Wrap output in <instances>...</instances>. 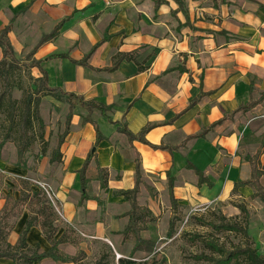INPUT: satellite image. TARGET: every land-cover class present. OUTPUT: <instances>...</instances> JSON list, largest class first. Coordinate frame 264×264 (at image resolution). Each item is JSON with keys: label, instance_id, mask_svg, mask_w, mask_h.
I'll use <instances>...</instances> for the list:
<instances>
[{"label": "crops", "instance_id": "1", "mask_svg": "<svg viewBox=\"0 0 264 264\" xmlns=\"http://www.w3.org/2000/svg\"><path fill=\"white\" fill-rule=\"evenodd\" d=\"M57 24L58 33L40 42ZM5 25L15 56L32 52L47 71L49 85L111 105L107 113L112 122L96 109L91 112L100 139L93 123L82 121L81 113L87 111H78L60 146L57 162L75 169L79 204H101L89 193L93 178L86 189L89 198L81 199L80 170L89 153L88 172L93 162L110 176L120 173V179L107 178L105 189L94 179L99 189L111 188L123 200L119 191L135 186L138 166V193L142 188L148 194L161 191L170 202L172 179L175 198L206 203L224 182L221 151L235 150L239 119L246 114L264 117V98L239 109L264 93V0H0V29ZM126 52L131 55L125 57ZM122 125L137 136L146 128L143 137L149 144L131 140L118 129ZM196 170L210 185L198 182ZM157 172L160 189H153L145 178ZM236 172L231 166L227 187L239 182ZM7 194L12 195H3L0 212ZM129 210L130 203L123 215ZM27 218L11 230L10 244L17 243ZM56 228L53 237L58 239L66 231ZM66 236L71 242L60 244L59 251L74 256L66 250L76 241ZM26 241L42 251L50 248L39 225L29 229ZM0 264L14 262L0 258ZM33 264L72 263L45 259Z\"/></svg>", "mask_w": 264, "mask_h": 264}, {"label": "rangeland", "instance_id": "2", "mask_svg": "<svg viewBox=\"0 0 264 264\" xmlns=\"http://www.w3.org/2000/svg\"><path fill=\"white\" fill-rule=\"evenodd\" d=\"M2 57L0 48V59ZM16 57L21 65L12 77L11 94L13 98L19 99L25 90H30L34 77L39 75L40 71L37 66L28 65L31 58H36L34 55L28 57L27 53H24L16 54ZM2 88L3 84L0 82V91ZM257 96L258 92L252 94V97ZM67 105L66 102L57 100L51 95L42 96L39 110L44 122L43 139L36 138L25 152L24 168L16 166L17 142L4 143L0 149V203L5 193H11L15 198L19 197V188L26 183L30 184L32 190L42 189L47 198L44 203L47 202L54 211L56 217L54 224L59 230H65L76 241L73 248H67L66 251L74 254L82 252V259L74 264H95L100 259V264H117L120 257L133 259L137 263L144 261L148 264H203L194 256L202 253L211 254L205 247V238H212L227 248L244 243L240 233L216 229L214 225H218L221 221L237 222L245 226L257 253L264 255V202L251 197L253 192L251 186L233 189V185L229 187L225 185L231 166L237 171L235 178L237 181L249 178V167L245 159L254 155L261 143L264 144V117H260L261 114H246L239 119L235 150L231 153L221 151L223 155L221 176L224 182H221L216 195L206 203L193 202L189 198L178 199L179 203L175 210L177 219L174 222L172 236L168 235L169 223L173 215L170 202L161 191L148 194L146 189H141L136 202L142 207L151 209L152 217L146 223L145 229L139 232L141 248L135 250L134 236L130 234L124 238L121 235V230L124 229L128 219L123 213L129 209V203L115 196L111 188L108 192L98 188V182L94 179L96 175L94 163L90 162L89 166V176L93 178L89 193L101 200L100 205L95 201L79 204V189L75 181H72L75 169L65 168L63 161L50 162L58 137L65 126ZM78 111L86 110L75 106L73 113ZM83 114L81 113V117ZM79 116L80 114L76 113V117ZM6 123L4 113L0 112V141ZM34 131L35 135H38L40 129L35 126ZM105 131L110 132L111 129L105 126ZM261 163L263 174L260 182L264 186L263 154ZM106 170L108 180L121 178L118 171L112 172L110 176L109 170L107 168ZM69 171L70 177L66 180L64 175ZM185 172L187 176L196 178L193 172L188 170ZM18 176L25 182L15 180ZM150 176L151 179L145 178L146 181L153 189L159 188L160 172ZM152 180L154 183H151ZM39 205L34 203L22 205L8 216L7 242L13 227L22 223L27 217L35 215ZM239 206H243L245 210L241 211Z\"/></svg>", "mask_w": 264, "mask_h": 264}, {"label": "trees", "instance_id": "3", "mask_svg": "<svg viewBox=\"0 0 264 264\" xmlns=\"http://www.w3.org/2000/svg\"><path fill=\"white\" fill-rule=\"evenodd\" d=\"M9 25H5L0 29V48L3 57L0 59V82L3 84V88L0 91V112H3L7 120L2 139L0 141V149L7 141L17 142V165L25 167L24 154L29 150L32 143L36 138L43 139L44 122L40 115L39 104L42 96L51 95L57 100L66 102L68 104V110L65 114V126L60 133L57 145L52 152L50 161H58L61 157L60 146L64 141L65 136L69 131L70 120L73 115V109L75 106L84 108L87 113L82 116V121H90L93 123L96 130V139H100L101 132L98 128L97 122L92 118L91 112L96 109L106 116L111 122V118L107 111L111 105L98 101L96 99H85L82 95L72 91L63 90L60 86H51L48 84L47 71L40 65V60L37 58H31L29 66H37L40 74L34 77L30 90L24 91L21 98L16 99L12 97V77L15 72L20 68V60L15 56L12 45L7 36ZM59 24L55 26L52 32L45 34L40 39V42L44 41L48 37L55 36L58 33ZM32 52L28 53L30 57ZM125 57L131 55V53H124ZM252 90V80H251ZM264 98V93L257 98H251L245 104H241L239 109H248L257 102H260ZM37 126L40 129L38 135H35L34 127ZM118 129L126 133V135L132 140L138 138L144 143H148L143 135L146 128H143L139 135H134L125 125L118 126ZM149 144V143H148ZM152 147L156 145L150 144ZM262 155V144L255 151L254 155L246 157V160L251 166V176L249 179L239 181L234 184L233 189L251 186L253 192L251 197L258 198L264 202V186L260 182V177L263 174V165L260 157ZM92 154L89 153L84 166L80 170V182L82 187L81 199L89 198L86 189L88 182L91 180L88 172V160ZM197 171V170H196ZM198 173V182H207L206 177L201 172ZM95 178L99 180L100 187L105 189L107 187V171L100 167L95 168ZM22 182H25L21 180ZM139 172L138 166L136 168V184L130 190L119 191L125 200L130 203V210L126 213L128 216V222L124 227L121 235L126 238L130 234L135 238L134 249H140V236L139 232L145 229L146 223L151 220L152 213L148 208L142 207L136 202V195L138 193ZM20 195L18 198H14L12 195H5V203L0 212V258H10L14 264H33L34 262H40L45 259H51L58 263H77L82 259V252L76 253L74 256H68L59 251L58 246L65 242H71L67 240L66 233H63L58 239L53 236L57 230L54 221L56 219L54 211L49 207V204L45 202L47 198L44 196L42 189L38 191L32 190L30 184L26 183L19 189ZM168 191L170 196L171 209L173 215L169 223L168 235L172 236L174 222L177 219L175 210L178 206L179 200L173 195V183L172 179L169 180ZM42 192V193H40ZM38 195L41 197L39 198ZM43 198V199H41ZM40 204L37 208L35 215L29 216L25 222L24 228L19 236L17 243L11 245L6 241L8 235L7 221L8 216L20 209L22 205ZM48 204V205H47ZM241 211H244L243 206L238 207ZM39 225L43 231L44 237L50 242V248L47 251L40 250L38 245L31 247L26 241V235L29 229ZM216 229L227 230L228 232L240 233L244 239L243 244L227 248L224 245L218 243V241L212 238H205L204 244L211 254H199L194 256L195 259L203 262V264H264V255L258 254L256 248L252 244L251 238L247 232L245 226L238 224L237 222H224L221 221L218 225H214ZM132 254V253H131ZM101 260V259H100ZM98 260L95 264H100ZM117 264H148V262L137 263L133 259L118 258Z\"/></svg>", "mask_w": 264, "mask_h": 264}]
</instances>
